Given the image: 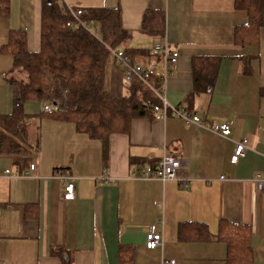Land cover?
<instances>
[{"label":"crops","instance_id":"0c3cea01","mask_svg":"<svg viewBox=\"0 0 264 264\" xmlns=\"http://www.w3.org/2000/svg\"><path fill=\"white\" fill-rule=\"evenodd\" d=\"M62 1L69 9H120L122 27L131 36L111 50L106 87L113 95H126L129 84L114 50H127L135 64L160 74L163 59L151 48L167 43L179 56L164 81L166 99L208 125L187 124L173 115L143 117L133 120L128 133H113L105 142L77 129L62 111L48 114L43 103L27 101L26 111L33 106L27 111L33 114L27 125L33 127L25 134L29 157L0 155V264H63L54 249L70 256L72 264H119L120 245L131 247L133 264H228L224 241L198 237L203 225L216 235L223 220L250 226L252 264H264V192L254 180L258 173L264 176V27L256 43H236L235 27L245 24L248 14L235 7V0ZM5 2L0 116L13 108L10 77L26 78L13 71L14 56L4 49L11 32L25 31L29 50L39 51L42 30V0H0ZM148 10L165 13L162 35L143 30ZM225 121L233 122L229 136L210 127ZM243 139L248 146L235 163L237 142ZM164 155L189 161L176 179L132 177L133 169ZM32 162L38 163L34 175H11ZM57 167L75 185L72 200L63 198ZM104 176L110 181H99ZM152 224L163 245L149 249Z\"/></svg>","mask_w":264,"mask_h":264},{"label":"trees","instance_id":"16d2710c","mask_svg":"<svg viewBox=\"0 0 264 264\" xmlns=\"http://www.w3.org/2000/svg\"><path fill=\"white\" fill-rule=\"evenodd\" d=\"M235 7L245 10L248 16L245 24L235 27L234 41L243 45L256 43L264 27V0H235ZM1 8L7 10L8 3L0 4ZM70 9L62 0H42L39 51L29 50L25 31L11 32L4 49L14 56L13 71L21 70L26 78L9 79L13 86V108L11 113L0 116V155H20L24 160L29 157L26 152L31 149L25 134L29 115L33 114L25 110L27 101L43 106L58 104L63 118L73 121L77 129L90 137L105 142L113 133H128L134 119L156 117L154 105L160 104V98L154 89H160L161 74L151 76L154 89L137 77L128 84L124 96H115L106 87L111 50L131 36L122 27L120 9H87L80 16L82 24L76 26L67 24L74 18ZM142 26L145 32L162 35L165 13L148 10ZM197 74L195 68V82ZM202 227L200 239L222 240L227 244L228 264H252L249 225L223 220L216 235L206 225ZM180 232L184 237L182 228ZM130 248L119 246V264H133ZM53 252L63 258V264H72L70 256L65 257L62 250Z\"/></svg>","mask_w":264,"mask_h":264},{"label":"built area","instance_id":"2783aa9c","mask_svg":"<svg viewBox=\"0 0 264 264\" xmlns=\"http://www.w3.org/2000/svg\"><path fill=\"white\" fill-rule=\"evenodd\" d=\"M73 19H71L67 24L71 26H76L81 23L80 16H82L86 11L77 8L72 11ZM153 55L159 56L163 59L164 70L160 73L163 77L160 89L155 90L151 85V76L157 74V72L151 67H144L140 64H135L132 58L127 55L123 50H114V55L116 56L118 62L124 66V76L126 82L130 83L135 77L141 79L143 82L152 86L157 96L160 98V104L154 105V112L156 117L160 119H166L168 116H175L183 118L187 124H206L203 120L196 114L186 107L173 106L170 105L165 96V84L164 81L171 76V67L175 66L179 53L170 48L167 43H156L151 48ZM43 111L48 114H53L61 111L58 104L47 103L43 106ZM217 134L222 136H229L233 130V122L225 121L219 124L210 125ZM248 146V141L246 139L237 142L235 149V154L233 156V162H238L241 155H243L244 150ZM189 161L181 156L164 155L157 163L153 165H143L132 170L133 178H146V179H159L162 181L176 179L180 170L187 168ZM38 171V163L32 162L29 167L20 172L11 173L12 176H32ZM10 172V170H6ZM54 176L60 179L64 183V194L63 198L65 200L74 199L75 195V185L71 181L70 176L64 173L61 167L55 168ZM109 176H104L99 179V181L109 182ZM259 189L264 192V176L257 174L254 178ZM163 245L162 233L157 230L156 224H152L147 233L146 246L149 249H154L161 247ZM170 263H175V261H170Z\"/></svg>","mask_w":264,"mask_h":264},{"label":"rangeland","instance_id":"374dc122","mask_svg":"<svg viewBox=\"0 0 264 264\" xmlns=\"http://www.w3.org/2000/svg\"><path fill=\"white\" fill-rule=\"evenodd\" d=\"M32 104H34V103H32ZM32 108H33V106H31V107L27 106V111H32V110H31ZM30 114H31V113H30ZM31 117H32V115H29V118H31ZM27 127L32 128L33 125H27Z\"/></svg>","mask_w":264,"mask_h":264},{"label":"water","instance_id":"95a60500","mask_svg":"<svg viewBox=\"0 0 264 264\" xmlns=\"http://www.w3.org/2000/svg\"><path fill=\"white\" fill-rule=\"evenodd\" d=\"M253 241L254 242H257V237L256 236L253 238Z\"/></svg>","mask_w":264,"mask_h":264},{"label":"bare ground","instance_id":"6f19581e","mask_svg":"<svg viewBox=\"0 0 264 264\" xmlns=\"http://www.w3.org/2000/svg\"><path fill=\"white\" fill-rule=\"evenodd\" d=\"M77 9V8H76Z\"/></svg>","mask_w":264,"mask_h":264}]
</instances>
